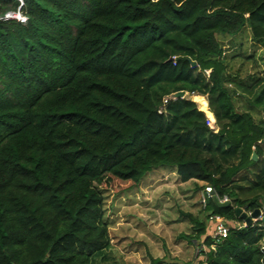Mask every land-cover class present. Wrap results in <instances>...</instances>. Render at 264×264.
Masks as SVG:
<instances>
[{
    "label": "trees",
    "instance_id": "1",
    "mask_svg": "<svg viewBox=\"0 0 264 264\" xmlns=\"http://www.w3.org/2000/svg\"><path fill=\"white\" fill-rule=\"evenodd\" d=\"M19 5L0 0V16ZM20 10L24 24L0 19V264H101L111 246L101 187L156 168L229 199H209L203 221L187 215L186 238L207 248L197 264H264L263 220L230 225L213 248L206 234L211 215L242 222L236 208H264V119L233 101L240 90L264 111V70L241 79L218 39L246 29L264 51V0H22ZM178 91L206 96L213 129L187 98L158 112Z\"/></svg>",
    "mask_w": 264,
    "mask_h": 264
},
{
    "label": "rangeland",
    "instance_id": "2",
    "mask_svg": "<svg viewBox=\"0 0 264 264\" xmlns=\"http://www.w3.org/2000/svg\"><path fill=\"white\" fill-rule=\"evenodd\" d=\"M218 39L230 68L234 72L238 70L241 79L264 70L263 48L250 39L246 29L234 36H218ZM249 55L254 56L255 62L244 59ZM248 97L251 95L237 90L233 98L236 109L250 112L256 121L264 119V111L249 104ZM184 98L200 102L204 112L207 111L206 96L186 92ZM204 185L199 181L181 182L173 169L156 168L131 187L102 186L111 246L101 264H197L203 260L201 251L207 248L201 239L189 241L186 237L193 228L187 215L200 221L207 215L200 203ZM261 211L259 219L263 220L264 208ZM211 229L212 225L206 220V234Z\"/></svg>",
    "mask_w": 264,
    "mask_h": 264
},
{
    "label": "built area",
    "instance_id": "3",
    "mask_svg": "<svg viewBox=\"0 0 264 264\" xmlns=\"http://www.w3.org/2000/svg\"><path fill=\"white\" fill-rule=\"evenodd\" d=\"M20 5L18 7V9L16 11H7L5 14H3L2 16H0V19L2 20H10V19H15L17 21H19L20 23L24 24L26 22V16L21 12L20 8L22 6V0H18ZM206 73H208L206 71ZM175 95L172 94L170 96L165 97L162 100V107L158 110L159 113H161L163 107L167 104L169 99H175ZM197 103V102H196ZM199 110L203 111L201 108H198ZM206 110L204 112L205 118H206V125L213 129L214 125H215V120L211 114V112L208 110V107L206 105ZM216 198L218 202H229V199L226 196L223 197H219L217 196L213 190L211 189V187L209 186H204V188L202 189L201 192V199H200V203L202 207H205V205L207 204V201L209 199H213ZM246 212V211H245ZM247 214H250L251 212H246ZM262 214V211L260 210V216ZM261 218V217H260ZM209 222L212 225V229L209 233L210 238L213 241V245L211 246L213 248V246L218 243L219 241H221L222 239H224L227 235L229 226H244L245 223L242 220V222L239 221H231V222H226L225 220H223L220 216L218 215H211L209 216Z\"/></svg>",
    "mask_w": 264,
    "mask_h": 264
},
{
    "label": "water",
    "instance_id": "4",
    "mask_svg": "<svg viewBox=\"0 0 264 264\" xmlns=\"http://www.w3.org/2000/svg\"><path fill=\"white\" fill-rule=\"evenodd\" d=\"M186 92L184 91H178L174 95L176 98H184V95ZM207 105V103H206ZM201 104L200 102H197V108H200ZM260 142H264V139H262ZM254 156V155H253ZM213 201L218 205V206H226L229 204V202H218L216 198H213ZM235 212L237 216L244 221L245 225L244 226H250L254 223V221H257L260 217V210L256 209L252 211L250 214H247L242 208H236ZM264 221V219H263Z\"/></svg>",
    "mask_w": 264,
    "mask_h": 264
}]
</instances>
